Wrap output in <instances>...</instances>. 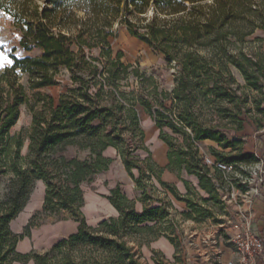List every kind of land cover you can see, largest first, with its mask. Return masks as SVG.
Instances as JSON below:
<instances>
[{
    "label": "trees",
    "instance_id": "obj_1",
    "mask_svg": "<svg viewBox=\"0 0 264 264\" xmlns=\"http://www.w3.org/2000/svg\"><path fill=\"white\" fill-rule=\"evenodd\" d=\"M38 1L0 0V8L11 15L20 33L18 48L27 53H11L12 63L0 68V264H143L134 243L140 248L162 235L170 238L163 224L172 216V203L147 205L144 190V208L138 211L135 200L113 188L106 198L118 215L90 225L77 215L85 205L83 186L109 169L113 159L105 152L110 147L118 150L127 171L142 186L141 176L133 173L139 166L124 150L121 128L143 137L137 105L151 115L168 145L166 166L150 163L147 176H155L174 197L185 200L188 217L206 214L191 194L202 190L209 194L203 201L217 202L220 192L214 179L222 185L226 181L222 170L212 175L204 164L201 141L216 143L220 149L211 146V154L235 170L243 172L241 165L261 162L256 153L245 151L242 137L228 133L242 131L254 113L264 114V50L251 45L253 40L264 41L256 35L264 32L263 1ZM77 10L85 12V20L76 18ZM115 23L175 68L171 91L160 90L154 76L123 63L122 52L113 59L109 37ZM86 48L100 50L106 61L89 56ZM63 69L70 72L72 85L56 100L43 90L60 85L57 76ZM131 74L146 86L145 94L121 90ZM23 110L30 124L14 131ZM256 123L261 125L260 120ZM165 170L178 176L186 194L162 180ZM184 174L194 176L197 185ZM38 182L45 185L42 210L18 233L12 222ZM235 185L243 192L249 189L247 184ZM65 213L79 222L74 233L43 253L18 250L40 221Z\"/></svg>",
    "mask_w": 264,
    "mask_h": 264
},
{
    "label": "rangeland",
    "instance_id": "obj_2",
    "mask_svg": "<svg viewBox=\"0 0 264 264\" xmlns=\"http://www.w3.org/2000/svg\"><path fill=\"white\" fill-rule=\"evenodd\" d=\"M262 1L264 5V0ZM38 2L43 4L40 0ZM76 18L85 20V12L77 10ZM113 30V36L109 37L113 59L117 57L119 52H122L123 56L121 61L123 63L133 64L145 76H154L159 83L160 90L171 91L174 85L175 68L169 65L164 56L155 52L146 43L133 37L126 27L119 26L115 23ZM256 35L264 38V32L258 31ZM20 37V33L13 24L11 15L0 8V68L12 63L11 53L21 57L27 54L18 48ZM251 45L256 48L255 50H264V41L253 40ZM14 48H16L15 51H13ZM86 51H90L89 56H99L101 62L106 61L100 50H89L86 48ZM234 72L237 82L243 86V78L237 71ZM57 80L60 82V85L43 90V92L53 96L56 100L60 93L66 90L67 86L72 85L70 72L67 69H63L57 76ZM139 82L140 79L131 74L128 79L121 83V90L135 92V95L145 94L143 88L146 86L143 87ZM240 91L238 90L239 93ZM137 110L143 137L139 132L135 133L125 126L121 128L124 150L127 158L139 166V168H133V173L136 178L141 176L142 186L138 187L135 179L129 174L125 161L118 150L110 147L105 154L111 157L113 161L109 169L97 174L91 183L83 186L85 191V205L77 213L78 217L86 219L90 225H95L104 217L117 216L118 211L106 198L111 190L117 187L121 189L122 193L127 194L130 199L135 200L136 209L142 211L144 203L140 201V198L143 191L147 190V205L157 206L163 202H171L173 209H171L172 216L163 224V229L167 231L166 234L170 238L162 235L140 248L134 243L140 252V262L143 264H226V258L229 255L231 259H235L236 250L230 241V234L233 232V226L235 224L247 221L249 214H251L250 222L253 228H255L253 202L258 194H262L261 191L264 185V160L248 168L252 173L251 194L254 195L252 204L249 207L247 206V212L243 211V208L246 207L241 205L240 199H233L232 203H229L223 198L222 193H220L219 201L205 202L202 198H208L209 194L199 190V194H191L189 198L195 200L202 206L206 214L198 215V213H195L193 217H188L184 214L185 212H190L187 202L174 197L170 191H167L159 183L155 176H147L150 163H154L158 167L166 166L168 145L160 139V130L145 108L137 105ZM253 116L254 119L250 118L246 121L242 131H232L228 134L231 138L234 135L242 137L245 142V149H260L262 150L261 154L264 156V114L256 112ZM256 120H260V126H258ZM29 124L30 115L23 110L14 131L28 127ZM166 130L168 131V129ZM211 146L219 148L216 143L210 140L199 143L200 150H210ZM141 170L144 172L143 175L141 174ZM184 176L192 185H197V179L194 176L187 174H184ZM161 177L162 180L176 185L182 194H186L187 190L184 183L175 173L165 170ZM231 191L229 190V193ZM231 194H239V192L233 191ZM44 197L45 185L43 182H38L27 206L12 222L14 231L18 233L24 231V227L30 218L42 210ZM39 220L40 218L36 222ZM78 226V220L68 213L60 217L45 218L43 221H40L39 225L32 228L30 236L25 237L19 243L18 250L23 254L30 252L43 253L50 249L57 241L76 231ZM14 264L35 263L33 260H23L15 262Z\"/></svg>",
    "mask_w": 264,
    "mask_h": 264
},
{
    "label": "built area",
    "instance_id": "obj_3",
    "mask_svg": "<svg viewBox=\"0 0 264 264\" xmlns=\"http://www.w3.org/2000/svg\"><path fill=\"white\" fill-rule=\"evenodd\" d=\"M204 164L210 169L212 175L215 174L216 169L222 170L225 174L226 181L223 185L214 179L218 190L227 202L232 203L233 199H240L243 211L247 212V206L249 207L253 202L252 183H251V171L248 169L253 165H241L240 169L235 170L234 166L227 165L216 158L211 156L204 157ZM259 164V163H257ZM255 164V165H257ZM244 172L250 173V175ZM235 182L239 184H247L249 189L245 192L241 191ZM229 190L237 191L239 194H231ZM251 214L248 215L246 222L237 223L233 226V232L230 234V241L235 246L236 258L229 259L226 264H261V260L264 261V239L253 228L250 222ZM264 264V262L262 263Z\"/></svg>",
    "mask_w": 264,
    "mask_h": 264
},
{
    "label": "crops",
    "instance_id": "obj_4",
    "mask_svg": "<svg viewBox=\"0 0 264 264\" xmlns=\"http://www.w3.org/2000/svg\"><path fill=\"white\" fill-rule=\"evenodd\" d=\"M245 151L248 152H254L256 155L260 158V161L262 162L264 160V156L261 154L262 150H249L245 149ZM201 153L206 156V155H211V152L209 149H202ZM214 157L213 155H211ZM215 158V157H214ZM167 163H168V158H167ZM262 194H258L255 198V201L253 202V217L255 221V229L257 232L261 235V237L264 239V185L262 187ZM75 232V231H74ZM72 232V233H74ZM231 256L229 255L226 258V261H228ZM261 264L264 262L263 260L260 261Z\"/></svg>",
    "mask_w": 264,
    "mask_h": 264
}]
</instances>
